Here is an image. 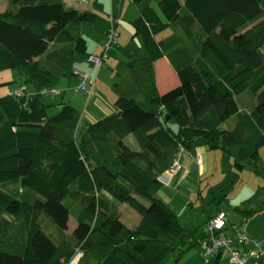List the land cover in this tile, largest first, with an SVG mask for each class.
<instances>
[{"label": "trees", "instance_id": "obj_1", "mask_svg": "<svg viewBox=\"0 0 264 264\" xmlns=\"http://www.w3.org/2000/svg\"><path fill=\"white\" fill-rule=\"evenodd\" d=\"M93 7L103 12L97 1ZM96 11L64 0H9L0 12V72L32 63L43 77L37 88L79 76L73 61L87 52L85 26L109 29ZM132 25L144 52L114 82L113 113L84 123L62 102L43 123H19L0 110V264H65L77 252V264L180 256L206 236L186 238L174 207L158 196L180 146L182 157L197 144L220 148L235 168L264 173V0H148ZM167 28L173 36L159 39ZM163 57L178 83L160 92L151 63ZM245 91L255 98L249 110L237 100ZM104 193L135 209L138 223L128 227ZM254 203L239 209L245 220L264 213ZM221 254L207 264H219Z\"/></svg>", "mask_w": 264, "mask_h": 264}, {"label": "rangeland", "instance_id": "obj_2", "mask_svg": "<svg viewBox=\"0 0 264 264\" xmlns=\"http://www.w3.org/2000/svg\"><path fill=\"white\" fill-rule=\"evenodd\" d=\"M79 1L77 0V2ZM109 1H100L105 4L104 11L101 13L108 17L114 14L116 18L120 19V24H117V30L121 35V40H119V44H113L109 57L103 62L102 67H100L102 68L101 82L106 87L108 85L107 88H111L118 76L127 71V60L133 54H140L144 51L140 36L134 34L132 20L137 18L139 8L148 0H118L115 1L114 5L108 7ZM153 4L156 6L154 2ZM8 7L9 0H0V10L7 9ZM167 33H171L169 28L163 30L157 37L162 39ZM169 38L165 37L163 39L168 40ZM261 53L264 56V49L261 50ZM94 70V73H96L97 68ZM173 74L175 75L174 72ZM164 77L167 79L166 88H172L173 83L168 74L164 75ZM110 94L113 95L114 93L111 91ZM237 100L241 110H249L255 98L250 91H245L238 95ZM232 124L233 121L230 120L226 126ZM170 126L173 130L177 128L175 123H170ZM126 142L132 148L137 149L133 137H128ZM205 149L206 152H202V164L193 166L189 161V164L185 168V164L181 163L183 171L186 170L183 173V177L188 175L190 178H183L182 186L184 190L179 191L186 202L179 206L171 204L176 211L181 225L185 229L186 238L192 236L195 240H198L206 233V220L208 216L224 213L226 232L229 236L234 237L238 230H241L250 238L258 237L261 247L264 249V213L245 220L242 212L239 210L250 199L255 200V207H257L256 204L260 205L264 202V173L257 174L249 165L239 170L233 166L234 158L229 152L220 148L206 147ZM259 158L264 161V141L259 145ZM162 191L158 193L161 198L163 197ZM223 193H226V199H220ZM103 195L108 201L111 210L127 226L134 227L138 223L140 215L135 209L123 202L116 201L107 193ZM72 227L73 220L71 219L69 230ZM184 250L186 251L180 256V252L178 251L168 254L158 264H207L198 244L191 247L185 246ZM260 259L261 257L258 258V260ZM220 264H230V254L228 252L221 254Z\"/></svg>", "mask_w": 264, "mask_h": 264}, {"label": "crops", "instance_id": "obj_3", "mask_svg": "<svg viewBox=\"0 0 264 264\" xmlns=\"http://www.w3.org/2000/svg\"><path fill=\"white\" fill-rule=\"evenodd\" d=\"M64 1L67 7H74L80 10L96 11L95 7H93L94 1H97L98 3L101 4L103 11L105 8V4L100 2L101 0L100 1L78 0L79 2H77V0H64ZM115 1L118 0H110L108 2V7L114 5ZM146 2L143 3V6L146 4ZM143 6L139 8V12L143 8ZM1 11H3V9L0 10V12ZM98 13L102 15L101 12ZM104 17L109 18L108 16H104ZM116 19L120 24V19L119 18ZM134 20H132V22ZM84 29L88 41L87 52L85 54H75L73 61V68L74 71H77L78 73L87 72L92 77L95 78L96 87L92 95L90 96L89 100H86L85 94L82 91H78L75 89L80 82V77L76 75H72L70 77L63 76L58 80V82L54 86L59 90L58 94L55 95L39 94L37 92L39 89L37 88V84L42 81L43 79L42 74L33 66L32 63H28L23 67H19L13 70H4L0 72V110H2L5 117L16 119L19 123H43L48 117L56 114L59 111L62 102H67L70 103L72 106H74L75 109L81 114V122L84 123L94 122L115 111L114 101L116 99V93L113 90V84L117 79L113 82L111 88H107L108 85L107 87L104 86V84H102L101 82L102 68L99 67L97 69V72L94 73L95 67L93 63L89 60V55L98 56L102 52V41L104 39L103 31L100 28L89 24L86 25ZM172 36L173 33L171 31V33H167L166 36H164L163 38L164 39L165 37L171 38ZM119 40H121V35L118 32V37L115 43L119 44ZM151 66L153 67L155 73V82L160 92H164L170 88V87L166 88L167 86L165 84H167L166 83L167 79L164 77V75L168 74L169 78L171 79V82L173 83L172 84L173 86L178 83L177 75L166 57H163L155 62H152ZM173 72L175 73L176 77L173 74ZM18 85H25L27 88V94L20 97H15L11 95L10 89ZM110 90L112 91V93H114L113 95L110 94L111 92ZM230 120L234 122V117L233 119ZM128 137H132V136H128ZM205 148L206 147L204 145L197 144L190 150L186 151V153L182 157V164H185V168L189 164V161L193 164V166L200 165L196 163L195 155H197L198 153L202 155L203 154L202 152H206ZM202 159H203V155H202ZM184 172H186V170L183 171V168H181L180 171L173 177L171 181V184L172 182L173 184L166 186L162 191L163 197L162 198L160 197V199H162L169 205L171 204L173 205L174 201L179 202L180 205L186 202L184 197L179 192L180 190L181 191L184 190L182 186V183L184 181L183 178H189L188 175H185L183 177ZM261 205L264 206V202H262ZM69 225H70V221H69ZM73 226H74V222H73ZM248 238L257 239L259 241L258 237L250 238L248 236ZM251 244H252L251 241H249L246 247L249 248V245L251 247L252 246ZM249 260L250 262H260V260H254L252 258H249Z\"/></svg>", "mask_w": 264, "mask_h": 264}, {"label": "built area", "instance_id": "obj_4", "mask_svg": "<svg viewBox=\"0 0 264 264\" xmlns=\"http://www.w3.org/2000/svg\"><path fill=\"white\" fill-rule=\"evenodd\" d=\"M109 23V29L104 34V39L102 41V52L98 56L89 55V60L97 69L101 67L103 62L109 57V52L118 36L117 19L114 14L110 15ZM79 77L80 82L75 89L82 91L85 94L86 100H89L96 87L95 78L87 72L79 73ZM37 92L41 95H55L59 93V90L56 87L43 86L39 88ZM10 94L15 97L23 96L27 94V88L25 85H18L10 89ZM184 151L183 146L178 148L171 166L160 176V181L164 186H169L173 177L180 171L182 163L181 158ZM202 160V155L198 153L195 156L196 163L201 164ZM224 226V213L212 216L206 222V236L198 242L206 263L216 253L228 252L230 254V264H264V249H262L257 239H249L244 232L239 230L234 237H231L227 234L226 230H224ZM249 241H251L252 246L247 248L246 245ZM79 257L80 252H77L72 259L65 264H77ZM259 257H261L260 262H250L249 260V258L258 260Z\"/></svg>", "mask_w": 264, "mask_h": 264}]
</instances>
